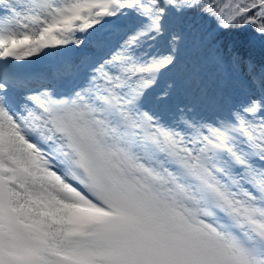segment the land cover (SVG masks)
I'll list each match as a JSON object with an SVG mask.
<instances>
[{"label": "snow or ice", "instance_id": "6c2138e0", "mask_svg": "<svg viewBox=\"0 0 264 264\" xmlns=\"http://www.w3.org/2000/svg\"><path fill=\"white\" fill-rule=\"evenodd\" d=\"M0 264H264V0H0Z\"/></svg>", "mask_w": 264, "mask_h": 264}, {"label": "trees", "instance_id": "16d2710c", "mask_svg": "<svg viewBox=\"0 0 264 264\" xmlns=\"http://www.w3.org/2000/svg\"><path fill=\"white\" fill-rule=\"evenodd\" d=\"M255 59H259V46L257 45L255 52L252 53Z\"/></svg>", "mask_w": 264, "mask_h": 264}]
</instances>
